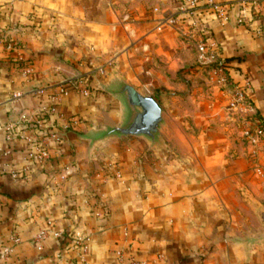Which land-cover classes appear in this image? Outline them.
<instances>
[{"label": "crops", "instance_id": "1", "mask_svg": "<svg viewBox=\"0 0 264 264\" xmlns=\"http://www.w3.org/2000/svg\"><path fill=\"white\" fill-rule=\"evenodd\" d=\"M182 1L0 0V249L13 247L3 264H264V139L244 138L264 123V0H215L229 19L206 18L235 80L252 83L242 112L228 111L196 67ZM67 82L90 94L53 103ZM120 83L163 109L158 144L92 143L123 122L122 102L106 91ZM34 146L49 159L31 161ZM41 230L63 240L39 251ZM74 235L85 250L69 247Z\"/></svg>", "mask_w": 264, "mask_h": 264}, {"label": "built area", "instance_id": "2", "mask_svg": "<svg viewBox=\"0 0 264 264\" xmlns=\"http://www.w3.org/2000/svg\"><path fill=\"white\" fill-rule=\"evenodd\" d=\"M245 9L251 8L253 12L261 14L263 6L257 1H249L244 5ZM180 12L183 18L180 23L184 25L183 36L185 39L192 41L197 51L196 67L202 70L207 75V83L217 93L219 100L224 104V107L230 112H242L252 109L249 99V94L252 91V83L249 78L239 74L241 81H236L230 66L221 59V48L217 39L213 36L211 31L206 26V18L209 15H216L220 20L227 21L229 19V9L225 5L209 0V3L202 5V0H183ZM171 26H176L179 23L177 19L170 18L167 20ZM245 24L244 20L240 21ZM259 35L260 32L257 31ZM8 50L12 49L11 45L7 47ZM25 75L31 74V70L24 71ZM71 91H77L85 95H89L88 89H83L79 83L67 82L58 87L51 96L53 103L59 102L61 98L67 96ZM41 93H44L42 91ZM9 132V139H12L13 127H5ZM247 143L252 147L260 145L264 139V123L255 129H249L244 135ZM56 141H60L58 136H54ZM0 152V173L3 172L1 164ZM49 151L44 146H34L30 153L29 159L36 163H43L49 159ZM256 172L262 177L264 181V163L256 168ZM264 184V182H263ZM53 237L56 240H63V234L59 231L47 230L39 231L33 241L39 251H43L44 242ZM12 246L20 243V238L13 235ZM85 241L78 235H74L70 242V248H84ZM13 253V247L2 246L0 249V264L6 263Z\"/></svg>", "mask_w": 264, "mask_h": 264}, {"label": "water", "instance_id": "3", "mask_svg": "<svg viewBox=\"0 0 264 264\" xmlns=\"http://www.w3.org/2000/svg\"><path fill=\"white\" fill-rule=\"evenodd\" d=\"M106 91L120 99L125 109V116L120 126L106 128L95 137H91L92 143L120 137H140L148 140L152 145L160 142L163 109L153 97L141 95L124 83ZM257 217L264 230V208L257 210Z\"/></svg>", "mask_w": 264, "mask_h": 264}]
</instances>
